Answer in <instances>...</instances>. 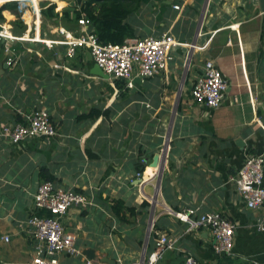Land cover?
Returning a JSON list of instances; mask_svg holds the SVG:
<instances>
[{
    "label": "crops",
    "instance_id": "1",
    "mask_svg": "<svg viewBox=\"0 0 264 264\" xmlns=\"http://www.w3.org/2000/svg\"><path fill=\"white\" fill-rule=\"evenodd\" d=\"M124 2L127 9L115 24L130 27L126 39L170 32L180 42L167 70L135 75L133 87L127 79L95 73L98 64L87 49L69 58L65 45L41 41L59 38L60 27L78 30L61 18L65 7L80 8L78 0L55 2L56 19L43 18L42 10L22 16L15 5L37 35L34 41L5 38L0 131L45 107L57 133L21 143L0 134V264H31L34 258L27 220L45 171L58 186L92 200L64 216L82 254H60L62 264L148 261L163 232L174 244L155 264H184L190 252L200 264H264V231L255 226L264 207L249 209L232 179L248 155L264 154V0ZM15 11L4 14L16 20ZM7 42L14 64L7 61ZM208 59L228 82L217 108L198 103L191 92ZM163 148V170L147 176L148 166L154 167L148 173L158 170L151 163ZM142 166L144 181L136 177ZM187 208L196 215L221 212L235 224L232 254L216 253L208 229L190 230L171 212Z\"/></svg>",
    "mask_w": 264,
    "mask_h": 264
},
{
    "label": "built area",
    "instance_id": "2",
    "mask_svg": "<svg viewBox=\"0 0 264 264\" xmlns=\"http://www.w3.org/2000/svg\"><path fill=\"white\" fill-rule=\"evenodd\" d=\"M58 0H0V6L11 3L17 6L22 16L33 11L40 15L45 3ZM174 8L181 5L175 3ZM76 31L60 27L57 39H43L50 47L55 44L66 46V56L75 57L79 50L87 49L103 71L115 78L127 79L133 87L135 75L141 78L151 77L168 69L171 50L180 44L173 33L165 32L161 36L132 37L123 43H102L90 26L86 16L79 19ZM0 36L6 39H28L27 36L16 37L3 30ZM11 43V45H9ZM7 42V50L11 54L7 61L14 64L16 56L13 54L12 42ZM15 49V48H14ZM228 82L216 63L208 59L205 61L202 74L196 79L192 87L193 98L209 108L219 107L224 100ZM57 133L56 125L51 113L45 107L35 109L27 116V122L6 124L0 131L1 136L11 143H21L33 136H53ZM146 163L147 159L142 158ZM159 176L158 170L155 171ZM145 171L138 170L136 177L143 178ZM238 191L242 195L247 207L258 211L264 207V154L252 153L248 155L238 173L232 178ZM92 203L91 198L77 190L58 186L52 180L39 183L35 193V212L27 220V231L33 246L34 258L31 264H62L60 254L79 255L82 250L77 246V235L69 231L64 223V216L71 207H83ZM38 210H45L47 214H40ZM182 221L189 223V229H208L212 237V247L218 254H232L235 245V224L221 212H206L196 215L193 208L182 211L171 209ZM256 229L264 231V216L256 219ZM8 241L9 235L5 236ZM174 239L163 232L156 241V251L150 260L129 261L122 264H155L164 256L168 248L173 247ZM87 264H103L99 260L87 258ZM184 264H200L190 252L185 256Z\"/></svg>",
    "mask_w": 264,
    "mask_h": 264
},
{
    "label": "trees",
    "instance_id": "3",
    "mask_svg": "<svg viewBox=\"0 0 264 264\" xmlns=\"http://www.w3.org/2000/svg\"><path fill=\"white\" fill-rule=\"evenodd\" d=\"M139 1V0H138ZM80 8L67 6L63 9L61 18L65 21H69L73 24L72 28L79 27V19L83 14L89 18L91 22V27L96 33L98 39L102 43H123L127 36L130 35V27L128 25H118L115 23L122 21V15H120L121 9H127V4L124 0H78ZM57 4L55 2L47 5V2L42 8L43 18L56 19L59 18L60 13L55 10ZM6 9H11L15 11V5L11 3H6L0 6V23H4L6 17L4 16V11ZM17 19L13 21V33L21 36L25 33L27 29L26 23L21 19L20 14L16 10ZM84 12V13H83ZM121 19V20H120ZM127 29V30H126ZM5 38L0 36V54L4 49ZM143 166L139 168L143 171ZM44 173V172H42ZM46 180L53 179L45 171ZM118 202V201H117ZM120 203V201L118 202ZM122 203V202H121ZM146 205L148 203L144 202ZM121 210H117L120 213Z\"/></svg>",
    "mask_w": 264,
    "mask_h": 264
},
{
    "label": "rangeland",
    "instance_id": "4",
    "mask_svg": "<svg viewBox=\"0 0 264 264\" xmlns=\"http://www.w3.org/2000/svg\"><path fill=\"white\" fill-rule=\"evenodd\" d=\"M19 13V12H18ZM20 14V13H19ZM4 16H5V14H4ZM6 17V16H5ZM12 20H14L13 18H11L10 20H8V17H6V20L4 21V23H2L3 25H4V27H5V29L3 30V32H5V31H7V32H9V33H11L12 35H14L15 36V38L16 37H21V36H27V38H28V41H34L35 40V38H36V29H35V25L33 24V23H31V24H28V23H26V25H27V29H26V33H24V34H26V35H21V36H19V35H17V34H15V33H13V31H12V28H13V26H15V25H13V21ZM44 39V38H43ZM50 39V38H49ZM17 40H19V39H15L14 41H17ZM21 41V40H20ZM43 43H45L43 40H41ZM46 44V43H45Z\"/></svg>",
    "mask_w": 264,
    "mask_h": 264
},
{
    "label": "water",
    "instance_id": "5",
    "mask_svg": "<svg viewBox=\"0 0 264 264\" xmlns=\"http://www.w3.org/2000/svg\"><path fill=\"white\" fill-rule=\"evenodd\" d=\"M4 29H5L4 25L0 23V31ZM89 55H91V53ZM94 71L95 73L102 74V75L106 74L107 76H109V74L105 73L99 65L96 66V69ZM138 79H141V77L139 76ZM166 157H167V154H166L165 148H163L162 153H156L153 158V162L151 164L158 168L159 174L163 170V160H165Z\"/></svg>",
    "mask_w": 264,
    "mask_h": 264
},
{
    "label": "bare ground",
    "instance_id": "6",
    "mask_svg": "<svg viewBox=\"0 0 264 264\" xmlns=\"http://www.w3.org/2000/svg\"><path fill=\"white\" fill-rule=\"evenodd\" d=\"M154 169V167H152V166H148V169H147V171H146V175L148 176V175H155V172L154 173H148V172H150V171H152Z\"/></svg>",
    "mask_w": 264,
    "mask_h": 264
}]
</instances>
